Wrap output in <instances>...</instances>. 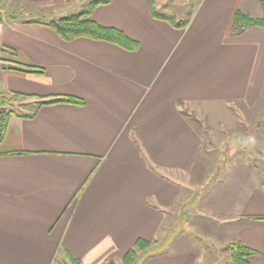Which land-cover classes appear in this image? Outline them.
Masks as SVG:
<instances>
[{
	"label": "crops",
	"instance_id": "crops-1",
	"mask_svg": "<svg viewBox=\"0 0 264 264\" xmlns=\"http://www.w3.org/2000/svg\"><path fill=\"white\" fill-rule=\"evenodd\" d=\"M260 1L197 0L183 28L153 18L149 0L97 5L90 19L136 41L134 51L64 41L45 24L0 12V94L30 101L0 141V264H58L66 254L108 264L137 239H161L141 264L204 263L192 233L165 246L159 231L186 174L199 186L207 180L209 172L198 174L199 122L234 130L264 109V28L228 36L236 10L264 18ZM52 97L82 104L33 112L35 101ZM249 140L264 156V128ZM225 169L196 201L189 228L218 245L241 240L260 253L249 261L264 264L263 190L243 165Z\"/></svg>",
	"mask_w": 264,
	"mask_h": 264
},
{
	"label": "rangeland",
	"instance_id": "rangeland-1",
	"mask_svg": "<svg viewBox=\"0 0 264 264\" xmlns=\"http://www.w3.org/2000/svg\"><path fill=\"white\" fill-rule=\"evenodd\" d=\"M91 1L92 0H68L66 3L60 5L41 6L34 4L28 5L20 1L10 2V0H3V2L0 3V12L5 19H7L10 13H13L14 15L18 14L20 19L46 24L51 21V17H56L57 19L54 20H58L63 17L79 14L88 7ZM152 2L157 13H163L162 15L167 17H176L177 19L175 20H183L187 18L188 11L197 0H153ZM7 97L10 98V96ZM29 104L30 101L27 99L16 98L10 100L8 105L0 106V110H13V114H22L30 110ZM185 109V111H190V113L192 111L188 106H186ZM196 115L194 116L196 117ZM197 117L199 116L197 115ZM240 120L241 122L234 130L208 131L207 135L203 134L201 159H203L205 163L199 167L201 169H198V174L204 171L205 173L209 172L207 180L199 186L191 178H188L186 174L183 192L176 202L174 209L166 215L165 222L160 229L161 232L159 231V238L161 234L166 236V238L162 240V245L165 246L167 245L166 242L178 232H184L186 234L192 233L195 239L200 242L202 251H204L203 264H230V255L229 252L224 250L228 243L223 245L214 244L206 238L196 234L194 235L193 232H191L188 220L189 215L192 214L191 212L194 210L193 207L196 201L210 184L220 179V176L226 170L225 168L231 165L241 164L245 167L250 166V171L254 174L257 182L258 180L264 181V157H258V155H256L257 151L251 146L248 135V132L253 130L258 123L264 121V109L260 116L252 122H247L243 117H240ZM199 123L203 124V126L205 124L203 121ZM238 139H241V141L239 142ZM203 160L202 163L204 162ZM260 188H262V186H260ZM262 190L264 193V188H262ZM172 225H175V227H171ZM159 242H161V239ZM144 253H146V251L140 254L136 264H141L142 261L145 260Z\"/></svg>",
	"mask_w": 264,
	"mask_h": 264
},
{
	"label": "trees",
	"instance_id": "trees-1",
	"mask_svg": "<svg viewBox=\"0 0 264 264\" xmlns=\"http://www.w3.org/2000/svg\"><path fill=\"white\" fill-rule=\"evenodd\" d=\"M150 6H152V1ZM110 0H92L88 7L82 10L79 14L71 15L60 18L58 20H51L45 25L48 26L57 36L64 41H72L79 37L90 38L94 40H100L115 44L125 50L134 51L138 49V43L128 38L123 32L118 29L103 27L97 24L95 21L90 19V15L93 9L100 4H107ZM264 7V2L260 1ZM150 14L153 18L164 20L172 24L175 28L185 27L190 20V13L187 18L183 20H174L172 17L157 13L154 9H150ZM250 27H261L264 28V18H254L242 11L236 10L233 13L232 21L230 24L228 36H238L242 34L246 29ZM18 71H26L23 69H17ZM16 98H24L18 93H13L10 98L0 94V106L8 105L10 100ZM59 103L75 104L80 105L82 101L71 97H52L40 101H35L33 104V112L38 110L42 106L53 105ZM181 104V103H180ZM13 110H0V141L3 138L8 121L13 115ZM33 114V113H32ZM31 114V115H32ZM29 115V116H31ZM195 119V118H194ZM203 128V134L207 135L208 129L203 124H199ZM264 128V121L258 123L255 128L248 132L249 138L258 130ZM253 131V132H252ZM239 142L241 139H238ZM258 157H264L261 153L257 152ZM242 166L241 164H238ZM245 167V166H244ZM250 170V166L245 167ZM260 186L264 188V181L258 180ZM207 190V189H206ZM205 190V191H206ZM159 239L156 240H143L137 239L135 243L125 252L120 261H110L108 264H136L141 253L147 251L150 247L156 246ZM225 251L229 252L230 264H252L249 261L250 257L257 256L260 253L256 250L247 247L241 240H232L224 248ZM58 264H80L77 259L70 257L66 254L64 261H59Z\"/></svg>",
	"mask_w": 264,
	"mask_h": 264
}]
</instances>
